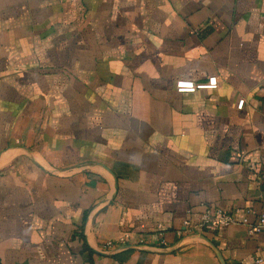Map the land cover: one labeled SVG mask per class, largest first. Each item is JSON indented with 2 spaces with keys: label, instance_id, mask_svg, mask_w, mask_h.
Segmentation results:
<instances>
[{
  "label": "crops",
  "instance_id": "obj_1",
  "mask_svg": "<svg viewBox=\"0 0 264 264\" xmlns=\"http://www.w3.org/2000/svg\"><path fill=\"white\" fill-rule=\"evenodd\" d=\"M238 207L264 211V0H0V264L255 263L264 233L199 225Z\"/></svg>",
  "mask_w": 264,
  "mask_h": 264
},
{
  "label": "built area",
  "instance_id": "obj_2",
  "mask_svg": "<svg viewBox=\"0 0 264 264\" xmlns=\"http://www.w3.org/2000/svg\"><path fill=\"white\" fill-rule=\"evenodd\" d=\"M197 83L186 82V81H178L176 84L177 91L179 92H196L198 88ZM237 157L243 159V154L238 152L236 154ZM192 225V221L190 218H186L183 222L184 231H188ZM202 229L215 231L222 227L229 225H244L247 227L249 234L254 235L258 233H264V211H257L253 207L246 208H235L233 210H227L223 208H215L209 209L205 208L200 214V223ZM165 227L162 223H158L157 231L154 234L156 240L161 242L165 241ZM132 238V234L130 232H125L120 237L119 242L121 244H126ZM141 242L144 239L140 240ZM115 243L112 241L108 242V247L113 246ZM264 259L260 256L256 259L255 263L251 264H259L262 263Z\"/></svg>",
  "mask_w": 264,
  "mask_h": 264
}]
</instances>
